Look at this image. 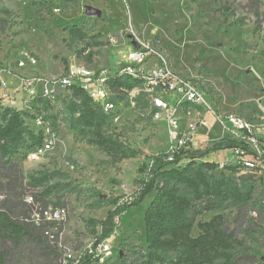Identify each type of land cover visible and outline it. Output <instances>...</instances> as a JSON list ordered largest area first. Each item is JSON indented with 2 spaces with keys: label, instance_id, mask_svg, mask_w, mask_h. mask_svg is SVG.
<instances>
[{
  "label": "rangeland",
  "instance_id": "374dc122",
  "mask_svg": "<svg viewBox=\"0 0 264 264\" xmlns=\"http://www.w3.org/2000/svg\"><path fill=\"white\" fill-rule=\"evenodd\" d=\"M197 1L205 12H200L192 0H34V5L27 0H0V70L3 71L0 78L4 83L0 95H15L18 78L24 74L58 77L73 63L114 72L130 49L143 48L156 63L195 86L206 103L212 105V111H208L185 103L174 132L186 137L192 150L233 140L229 126L222 127L213 113L236 114L262 124L264 0L256 2L261 30L255 34V17L247 6L248 0ZM218 5L229 6L233 15L223 19L213 10ZM87 7L100 10L101 17H87ZM73 25L86 34L84 42L71 39L64 30ZM85 47L89 48L82 57L96 53L90 63L77 57V52ZM25 53L34 55L37 64L19 70L16 62ZM142 90L141 86H135L126 94L116 95V110L106 127L108 134L141 152L135 158L113 163L97 147L87 145L83 135L71 130L68 119L58 114L62 109L58 102L50 110L38 113H42L56 137L53 149L35 162L26 161L21 154L15 157L24 176L55 173L58 176L53 182L66 183L75 189V193L62 194L67 211L59 223L62 229L57 236L62 264H73L92 247L99 230L92 229L88 220L104 219L108 211L129 200L138 190L137 181L144 177L138 174V168L149 165V157L160 152L171 153L175 141L168 137L165 124L151 120L148 95ZM165 99L170 101L168 96ZM24 112L32 115L33 110L26 108ZM189 124L193 125L192 131ZM214 159L220 168L234 166L230 153ZM224 174L240 188L251 180L244 170L232 176L228 171ZM263 197L256 185L255 200L239 228V240L261 256L262 264ZM149 200L150 196L115 219V230L103 240L110 252L101 254V261L107 259V264H115L121 257L125 264H131L145 250L143 214ZM253 211L255 216L251 214ZM215 215H223L229 227H233L235 210L205 213L197 221L208 222ZM198 233L194 224L191 237ZM6 249L11 250L10 244ZM36 258L27 250L20 251L12 254L6 264H40Z\"/></svg>",
  "mask_w": 264,
  "mask_h": 264
},
{
  "label": "trees",
  "instance_id": "16d2710c",
  "mask_svg": "<svg viewBox=\"0 0 264 264\" xmlns=\"http://www.w3.org/2000/svg\"><path fill=\"white\" fill-rule=\"evenodd\" d=\"M27 1L34 5V0ZM192 2L200 12L206 11L197 0ZM256 2L248 0L247 3L255 17L254 34L261 30ZM213 10L225 20L233 15L227 5H218ZM64 30L78 42L87 39L83 30L75 25ZM87 48L79 50L77 57L90 63L96 53L82 57ZM109 86L117 94L119 89L131 91L135 83L116 78L109 81ZM70 96L69 100H61L62 109L58 114L68 119L71 130L83 135L87 145L97 147L113 163L141 154L108 134L109 117L93 105L83 91L73 88ZM38 105L40 109L35 104L32 106L34 113L51 109L46 101H39ZM29 116L0 100V264H6L12 254L26 250L34 254L40 264H62L57 251L61 223L45 220L43 213L49 208L66 210L62 194L75 193V189L66 183L53 182L58 176L55 173L22 174L15 157L42 142V135L34 134L25 125V118ZM238 148L246 149L234 140H221L205 149H180L170 159L164 152L149 157L151 163L138 168V174L144 177L137 181L139 188L134 195L108 211L104 219L87 221L92 229L99 230L92 247L112 234L115 219L150 196L143 214L145 250L138 253L131 264H262L261 256L239 240V228L255 200V186L250 180L240 188L224 174L228 171L232 176L242 170L240 166L220 168L218 163L206 160L210 154ZM26 197L32 199L31 203L26 202ZM219 210H235L232 228L223 215H215L208 222L197 221L205 213ZM33 214L39 215L38 221L33 220ZM194 224L199 233L191 237ZM8 244L11 250L6 249ZM107 261L100 262L93 252L86 251L73 264H107ZM115 264H125V261L120 257Z\"/></svg>",
  "mask_w": 264,
  "mask_h": 264
},
{
  "label": "built area",
  "instance_id": "2783aa9c",
  "mask_svg": "<svg viewBox=\"0 0 264 264\" xmlns=\"http://www.w3.org/2000/svg\"><path fill=\"white\" fill-rule=\"evenodd\" d=\"M36 64V57L31 53H25L16 62V67L23 70L27 66L33 67ZM119 66L114 72H108L104 69L95 70L84 64L73 63L67 66L64 73L58 77H47L36 73L24 74L18 78L19 87L15 95L4 93L0 95V100L4 105L24 112L26 108L31 110L34 104L39 108V101H46L53 106L57 102L61 103V100H69L71 90L77 88L83 91L92 104L110 119L116 110V95L128 92L119 89L117 94L114 93L109 86V81L125 78L135 83V86H141L143 93L148 95V114L151 120L157 124H165L168 137L175 141L168 155L169 159L174 152L189 148L186 137L174 132L179 124L177 118L179 112L182 111L185 103L198 105L208 111H212V105L206 103L195 86L174 75L167 67L156 63L150 53L143 48L130 49ZM1 73H3L2 70H0ZM3 87L4 83L0 78V88ZM165 96H168L170 101H167ZM38 113L33 112L31 116L25 118L27 128L36 135H42L40 145L21 154L28 162H35L44 157L53 149L56 142L50 125L42 118V113ZM213 115L222 127L229 126V133L232 134L233 140L246 148L230 151L231 158L234 165L240 166L249 174L253 185H257L264 196V115L261 125L236 114L214 112ZM188 128L192 131L193 125L189 124ZM31 201L30 197H26L27 203ZM262 203H264V197ZM66 212L65 209L49 208L43 213V218L59 224L63 222ZM251 214L255 216L254 211ZM38 219L39 215L33 214V220L38 221ZM88 252H93L95 257L99 258L101 254L109 253L110 247L102 242L95 248L91 247ZM100 262H102L101 259Z\"/></svg>",
  "mask_w": 264,
  "mask_h": 264
},
{
  "label": "water",
  "instance_id": "95a60500",
  "mask_svg": "<svg viewBox=\"0 0 264 264\" xmlns=\"http://www.w3.org/2000/svg\"><path fill=\"white\" fill-rule=\"evenodd\" d=\"M85 15L87 17H97V18H100L101 15H102V13L98 9H95L93 7H87L86 10H85Z\"/></svg>",
  "mask_w": 264,
  "mask_h": 264
},
{
  "label": "crops",
  "instance_id": "0c3cea01",
  "mask_svg": "<svg viewBox=\"0 0 264 264\" xmlns=\"http://www.w3.org/2000/svg\"><path fill=\"white\" fill-rule=\"evenodd\" d=\"M227 153H230V154H231V152H230L229 150L219 151V152H217L216 154H215V153L210 154V155L206 158V160H207V161H210V162H215V163H216V162H218V161H216V159H214L215 156H222V155L227 154Z\"/></svg>",
  "mask_w": 264,
  "mask_h": 264
}]
</instances>
